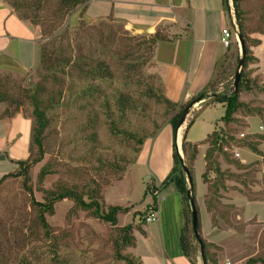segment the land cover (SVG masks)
Returning <instances> with one entry per match:
<instances>
[{
    "label": "rangeland",
    "instance_id": "rangeland-1",
    "mask_svg": "<svg viewBox=\"0 0 264 264\" xmlns=\"http://www.w3.org/2000/svg\"><path fill=\"white\" fill-rule=\"evenodd\" d=\"M262 1L264 0H244L250 30L255 26ZM83 10L84 7L79 5L65 15L60 26L63 36H58L60 33H57L48 39L42 38L39 32L38 47L44 44L49 49L54 44L59 47L60 52L68 53V47L73 46L76 52L79 51L87 57H103L113 64L110 65L114 72L113 77L109 80L94 79L90 84L99 85L106 92L122 89L134 93L146 84L160 86V77L153 70L151 61L154 46L149 53L147 50L143 51V48L140 50L141 59L146 58V61L136 72H128L125 76L118 75L115 71L116 58L109 51L115 48L116 44L126 42L129 36H140L135 37L133 41L142 42L147 35L124 29L120 20L109 16L88 20ZM98 28L104 32L107 29L113 32V43L105 54L101 53L95 42ZM249 36L259 35L249 32ZM257 48L258 46L251 47L256 59L248 63L246 70L250 78L257 85H261L264 84V49ZM234 49L233 53L226 52L223 83L216 84V91H222L231 84L237 69L236 59L240 56L239 43L237 47L235 44ZM58 76L62 78L59 83L46 77L37 59L26 72L18 73L14 77L0 76L3 78L1 83L5 88L4 92L12 98L10 101H4L5 108L11 113L22 109L23 113L31 116L30 101L26 94L32 92L37 84L45 87L44 92H39L42 96L51 94L55 98L58 95L57 90L61 89L59 102L54 103L48 111L49 123L44 133L43 156L39 162L31 165L27 172L34 199L43 200L44 190L55 189L59 185L76 186L79 190L98 189L103 209H107L109 205H121L127 206L129 210L118 213L116 224L111 225L93 217L88 211L73 208L71 200L62 199L54 203L53 214L46 215L50 237L45 236L35 224V211L21 177L6 176L0 180V264H22V261L27 264H126L124 260L116 257V251L118 237L122 233L120 229L128 223L133 228L134 245L122 247L121 254L136 258L137 264H158L164 262L166 257L162 249L164 244L167 264H181L180 259L174 258L180 252L179 230H174L172 223L163 224L162 241L158 219L141 225L139 215L135 214L143 212L145 205L151 201V195L145 189L147 184L154 185L162 175L168 174L173 165V135L167 121L171 111L167 113L163 105L149 100L145 116L131 113L123 116L125 128H134L141 124L151 134L155 126H160L154 136L144 139L139 151L134 152L136 144L132 140H126L122 135L110 131L107 116L97 103L90 101V98L81 97L79 89L89 82L62 74ZM239 98L248 106L259 109L261 115L253 113L244 117L242 114L239 121L229 127H235L243 133L264 134V91L253 88L241 92ZM16 103H20L17 108ZM203 104L202 102L201 108L193 102L183 122L185 124L191 121L186 129V140L198 144L192 176L195 191L201 195L199 199L203 198L206 190L200 176L204 169L203 153L206 148L203 140L216 125H222L219 119L224 112L220 104ZM257 149L258 153L247 149L238 150V157H241V163L245 165L238 170L218 158L221 168L238 172L246 182L244 187L234 181H227L228 190L222 193L221 203L216 205L220 212L224 211V204L233 205L225 213L228 214L230 226L217 217V213L216 225H212L203 199L199 200L200 233L206 241L214 244L209 246V250L216 253L219 264H223L225 260L243 264L249 256L264 254V200H248V196L264 197V140L257 142ZM14 150L15 147L11 149L12 152ZM179 151L181 152V148ZM34 156L35 148L31 146L29 158ZM97 157L117 162L124 166L125 170L105 171L100 167ZM43 165H47L51 172L39 183L37 174ZM138 226L145 229L147 235L136 231ZM196 247L195 259L198 264H203L197 243Z\"/></svg>",
    "mask_w": 264,
    "mask_h": 264
},
{
    "label": "trees",
    "instance_id": "trees-1",
    "mask_svg": "<svg viewBox=\"0 0 264 264\" xmlns=\"http://www.w3.org/2000/svg\"><path fill=\"white\" fill-rule=\"evenodd\" d=\"M4 1L8 3L12 10L16 12L22 20H28L30 23L38 25L40 36L42 38L46 37L49 39L57 33H60L57 34L58 36H63L64 33L61 32L62 27L60 26L62 25V20L65 15H68L79 5L85 7L87 1L89 0ZM232 3L237 30L243 42V64L241 66L235 90L232 79L229 87L224 88L222 91H216V84L223 81L224 60L227 59L226 52L229 51L232 42L229 46L225 47V53L216 58L210 79L205 87L184 102H175L168 99L163 93L161 83L160 86L146 84L140 91L134 93L124 91L122 89L106 92L105 90H102L99 85L90 84V81L94 79H111L114 72L110 65L113 66V64L107 62L103 57L97 59H93L91 56L87 57L79 51L76 52V48L73 46L68 47V53H63L60 52L59 47L54 44H50L51 46L49 49H47L46 45L42 44L38 47L37 51V61L40 68L44 71L45 76L49 77L53 82L59 83L62 81V78L58 76L60 74L78 78L79 80H83V82L84 80L89 82L83 84V86L79 89L81 97L86 99L90 98V101H95V103H97L96 105H98L107 116L110 131L117 135H122L126 140H132V142L136 144L134 146V152H138L144 139L154 136L160 126H155V130L151 134H149L147 129L141 124H138V126L134 128H125L122 122L124 118L123 116L126 113L145 116L147 114L146 108L149 100L163 105L167 113L171 111L167 121L170 124L173 138L175 129L179 122V117L184 108L189 104H192L198 98H204L205 100L203 101V105H211L215 103L222 105L224 112L219 119L222 125L215 124L216 126L203 140V144H205L206 148L203 153L204 169L200 176L201 181L206 188L203 196V204L206 213H209L210 215L211 224L216 225L215 215L217 213V217L224 220L229 226L231 224L227 218L228 214L226 215L225 213L230 207H233V205L224 204V206H222L224 211L221 210V212L218 210L216 205L221 203V198H223L222 193L228 190V185L226 184L227 181H234L244 187L246 186V182L243 178H241V174H238V172L221 168L218 158H221L224 162L233 165V167L237 170L242 169L245 165L241 163V157H236L234 152H238L240 149H247L252 153H258L257 142L259 140H264V134L248 132L243 133L240 130H236L235 127H229L230 124L237 123L239 121V117H241L240 115L242 114L244 117L253 113L261 115V111L259 109L248 106L246 102L239 98V95L241 92H247L253 88H256L259 91H264V84L257 85L255 81L250 78L249 73L246 70L248 63L256 59L251 47L262 46L264 48V1L260 3L255 26L252 27L251 30L247 24V10L245 8L244 0H232ZM249 32H255L259 36L250 37ZM112 34L113 32L110 29H107V31L104 32L101 28H98L95 42L98 44V49L102 54H105L106 51L109 50V45L113 43ZM135 37L139 38L140 36H129L126 42L123 41L119 44L115 43L117 46L109 50L116 58L115 62L117 63V67L115 71L118 75L122 74V76H125L128 72H136L137 69L141 68L146 61V58L141 59L140 50L143 48V51L147 50L149 53L154 44L166 40L165 35L161 32H154L147 35L142 42H134L133 40H135ZM234 43L237 47L236 40H234ZM111 59L113 58L111 57ZM237 62L238 57L236 59V63ZM40 91L44 92L45 87L38 86L37 84L32 92L30 91L26 94V97L30 101V114L33 119L29 155L24 160H19L17 162V167L14 171L1 175L0 180L6 176L21 177L23 187L28 192L30 203L35 211V224L42 230L45 236L50 237V227L46 221V215L53 214L54 203L62 199L71 200L73 202V208L88 211L91 215H93V217H96L105 223L115 225L117 221V214L120 212L125 213L129 210V208L121 205H109L107 209H103L102 202L100 200L101 198L98 196V189H91L89 191L83 188L82 190H79L76 186L59 185L55 189L44 190L43 200L40 201L34 199L31 186L28 184L29 177L27 172L29 167L39 162L43 156L44 133L49 123L48 111L54 103L59 102L61 94V89L57 90L58 95L55 98L51 96V94H45L42 96L39 93ZM7 100H12L11 96L0 90V101ZM19 104L20 103L15 104L16 108ZM10 113L11 111L6 108L4 114L9 115ZM190 122L191 121L189 120L185 126L181 140V150L183 152V163L186 166L190 180V195L197 213L199 237L202 246L201 257L204 264H219L216 253L209 250V246H214V244L206 241L200 233L201 219L192 176V166L198 154V144L189 142L185 138V132L189 127ZM31 146L35 148L36 156L29 158ZM172 158L173 165L171 166L168 174L159 182L158 186L162 188L167 184H171L175 191L179 194L182 224L179 229L178 246L181 254L188 260V262L190 264H196L195 254L197 250L196 243L198 244V242L191 227V211L187 197L189 184L176 152L174 139L172 143ZM97 161L99 162L100 167L105 171L111 170L114 172H123L125 170L124 166H120V164L114 161H108L103 157H97ZM50 172L51 169L47 165H43L38 171L37 182L41 183L45 175ZM145 189L151 195L152 200L143 212L135 213L139 215L141 225L145 222V214L150 211V209L157 208L160 197V193L158 191L159 188L155 185L149 186L147 184ZM241 191L243 192V190ZM249 199L263 201L264 197L248 196V200ZM120 230L122 233L118 237L119 242L117 243L118 250L116 251V257L124 260L126 264H137L135 260L136 258H133L129 254L120 253V249H122V247L134 245L132 225L128 223L125 226H122ZM136 231L142 235L145 234V231L141 226H138ZM21 263L27 264L24 261ZM257 263L264 264V254L249 256L243 264Z\"/></svg>",
    "mask_w": 264,
    "mask_h": 264
},
{
    "label": "crops",
    "instance_id": "crops-1",
    "mask_svg": "<svg viewBox=\"0 0 264 264\" xmlns=\"http://www.w3.org/2000/svg\"><path fill=\"white\" fill-rule=\"evenodd\" d=\"M83 11L88 20L106 16L118 19L124 29L132 33L164 34L166 40L154 45L151 61L153 70L160 77L164 95L175 102L188 100L208 82L216 58L226 51L220 43L221 30L231 26L226 0H89ZM38 38L39 27L22 20L7 2L0 0V76L14 77L28 71L37 59ZM234 40L231 39L228 54L235 48ZM2 79L0 77V90L4 91ZM204 100H199L197 105L201 107ZM5 107L4 101H0V176L14 171L17 162L29 155L33 126L31 116L22 109L5 115ZM186 124L181 130L180 148ZM177 130L172 137L175 142ZM165 176L154 180L160 193L157 216L162 241L163 224L172 223L177 232L182 224L179 194L171 184L158 186ZM196 196L199 206V200L203 198L199 199L201 195L197 193ZM162 249L166 257L158 264H167L164 244ZM174 258L180 259L181 264H190L181 252Z\"/></svg>",
    "mask_w": 264,
    "mask_h": 264
},
{
    "label": "water",
    "instance_id": "water-1",
    "mask_svg": "<svg viewBox=\"0 0 264 264\" xmlns=\"http://www.w3.org/2000/svg\"><path fill=\"white\" fill-rule=\"evenodd\" d=\"M236 35H237V40H238V43H239L240 56L238 58L237 69L235 71L234 78H233L234 90L236 89L237 82H238V79H239L240 70H241V66L243 64V58H242L243 57V42H242V40L240 38V34L238 33V31L236 32ZM199 100H201V98H198L197 100H195V102H197ZM190 108H191V104H189L187 107L184 108V110L182 111V113H181V115L179 117V122H178V125H177L176 129L186 119V115L188 114ZM175 148H176V152L178 154V157L180 159V163L182 165V169H183V171H184V173L186 175L187 182L189 184L188 189H187V197H188L189 207H190V211H191V227H192V230H193V234H194V236H195V238H196V240H197V242H198V244L200 246L199 247L200 248V254H202V246H201V240H200V237H199V230H198V223H197V213H196V209H195V206H194V202H193L192 197L190 195V180H189V177H188L186 166L183 163V153L179 152L178 146L176 145V143H175Z\"/></svg>",
    "mask_w": 264,
    "mask_h": 264
},
{
    "label": "built area",
    "instance_id": "built-area-1",
    "mask_svg": "<svg viewBox=\"0 0 264 264\" xmlns=\"http://www.w3.org/2000/svg\"><path fill=\"white\" fill-rule=\"evenodd\" d=\"M226 10H227L230 22H231V26H230V28L226 27V28H223L221 30L220 43L222 44L223 47L229 46L231 44L232 38L236 39V42L238 45L237 35H236V32L238 30H237V25L235 22V15H234V8H233L232 0H226ZM197 103H198V101L195 102V105H197ZM234 155L236 157H238L239 153L237 151H235ZM157 219H158L157 208L156 209H150V211H148L144 216V221L148 222V223L157 221ZM223 264H238V263L237 262H231L229 260H225L223 262Z\"/></svg>",
    "mask_w": 264,
    "mask_h": 264
},
{
    "label": "bare ground",
    "instance_id": "bare-ground-1",
    "mask_svg": "<svg viewBox=\"0 0 264 264\" xmlns=\"http://www.w3.org/2000/svg\"><path fill=\"white\" fill-rule=\"evenodd\" d=\"M183 123L178 127V133H177V139H176V143H177V146H178V150H179V147H180V133H181V130H182V127H183ZM180 152V151H179Z\"/></svg>",
    "mask_w": 264,
    "mask_h": 264
},
{
    "label": "clouds",
    "instance_id": "clouds-1",
    "mask_svg": "<svg viewBox=\"0 0 264 264\" xmlns=\"http://www.w3.org/2000/svg\"><path fill=\"white\" fill-rule=\"evenodd\" d=\"M176 143V142H175Z\"/></svg>",
    "mask_w": 264,
    "mask_h": 264
}]
</instances>
